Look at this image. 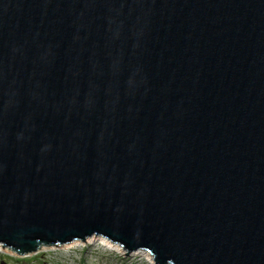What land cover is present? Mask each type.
I'll use <instances>...</instances> for the list:
<instances>
[{
  "label": "water",
  "instance_id": "95a60500",
  "mask_svg": "<svg viewBox=\"0 0 264 264\" xmlns=\"http://www.w3.org/2000/svg\"><path fill=\"white\" fill-rule=\"evenodd\" d=\"M92 237L264 264V0H0V245Z\"/></svg>",
  "mask_w": 264,
  "mask_h": 264
},
{
  "label": "rangeland",
  "instance_id": "374dc122",
  "mask_svg": "<svg viewBox=\"0 0 264 264\" xmlns=\"http://www.w3.org/2000/svg\"><path fill=\"white\" fill-rule=\"evenodd\" d=\"M139 254V253H138ZM154 264L143 255L126 256L125 253L111 251L99 241L86 246L69 249H41L37 255L24 258L0 251V264Z\"/></svg>",
  "mask_w": 264,
  "mask_h": 264
},
{
  "label": "bare ground",
  "instance_id": "6f19581e",
  "mask_svg": "<svg viewBox=\"0 0 264 264\" xmlns=\"http://www.w3.org/2000/svg\"><path fill=\"white\" fill-rule=\"evenodd\" d=\"M97 241H99L104 247L108 248L111 251H116V252L121 253V254L124 253L123 249L119 245L113 244L109 240L104 239V238H100V237H92V238L87 239V241H85V242H73L70 245L63 246L62 248L69 249V248H72L74 246H86L88 244H93V243H95ZM43 249L44 250L48 249V247H43ZM0 251H3L4 253L7 252V253H10V254L11 253L15 254L9 248L2 247V245H0ZM140 254L145 256L149 260L150 263H153V261H152L153 258L151 257V255L148 252L141 251V252H136L133 255H140Z\"/></svg>",
  "mask_w": 264,
  "mask_h": 264
},
{
  "label": "flooded vegetation",
  "instance_id": "af4514ba",
  "mask_svg": "<svg viewBox=\"0 0 264 264\" xmlns=\"http://www.w3.org/2000/svg\"><path fill=\"white\" fill-rule=\"evenodd\" d=\"M38 253H36V254H32V255H29V256H22L23 258H24V260L27 258V257H30V256H33V255H37ZM21 257V258H22ZM4 264H6V263H4Z\"/></svg>",
  "mask_w": 264,
  "mask_h": 264
}]
</instances>
